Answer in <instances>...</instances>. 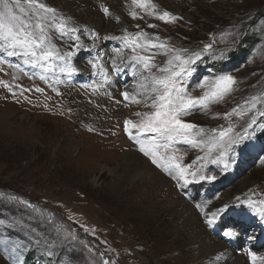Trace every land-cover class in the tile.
Segmentation results:
<instances>
[{"label":"rangeland","instance_id":"374dc122","mask_svg":"<svg viewBox=\"0 0 264 264\" xmlns=\"http://www.w3.org/2000/svg\"><path fill=\"white\" fill-rule=\"evenodd\" d=\"M38 2L55 12L0 0V18L14 16L24 28L20 40L46 38L32 56L0 37V264H166L190 238L177 233L180 218H170L172 197L160 199L158 186L149 187L161 185L160 176L198 213L247 180L248 194L208 225L238 253L264 249V0H174L175 13L156 0L154 9L132 0ZM164 11L175 20L159 19ZM133 41L138 54L154 58L149 69L130 58ZM49 49L54 55L42 59ZM177 56L186 61L183 72ZM226 75L234 77L230 90L182 112L179 118L197 127L157 149L164 159L156 164L140 149L166 140L125 131L126 118L118 117L131 97L141 99L143 112L129 120L155 111L164 86L154 78L170 77L196 97ZM130 150L151 171L128 174L121 156ZM171 156L190 166L187 182L165 167Z\"/></svg>","mask_w":264,"mask_h":264},{"label":"snow or ice","instance_id":"6c2138e0","mask_svg":"<svg viewBox=\"0 0 264 264\" xmlns=\"http://www.w3.org/2000/svg\"><path fill=\"white\" fill-rule=\"evenodd\" d=\"M17 3H19V0H17ZM28 4L31 5H37L39 9L44 10L45 12H55V9L47 7L43 3H39L38 0H27ZM132 3L140 8H155L156 6L152 4V0H132ZM7 6V5H6ZM104 11L107 13L109 10L107 8L104 9ZM134 18L136 16V13H130ZM0 17H2V14H0ZM158 18L161 20L170 21L175 20V17L172 16L171 13L164 11L163 13L158 14ZM16 17H11L9 20H5L4 18H0V37H3L4 39H11L15 43H18L24 47H27L30 51L33 48V45H39L43 43V41L46 39L44 36H40L37 40L29 41V40H20L19 36L20 33L24 31L23 27L17 28L12 21H15ZM65 25L61 24L60 28L63 29ZM142 33H136L135 36L137 38L141 37ZM146 43H151L150 40H146ZM132 49H133V55L130 57L132 60L137 61L141 64H143V67L145 69H149L151 67V61L154 59L150 56H144L140 55L136 52L135 48V41L132 43ZM160 47H166V45L161 44ZM211 48V45H205V49ZM16 53H9V55H15ZM32 56H36L35 51H31ZM54 52L49 49L47 51H41L40 57L42 59H48L49 57L53 56ZM69 55H71L69 53ZM198 55V54H197ZM63 59V57H60ZM177 60H181V66L180 71L183 72L185 69L183 68V64L186 63V61H183L181 57L177 56ZM169 64H171V61H169ZM95 67V65H93ZM162 71H169V69H162ZM180 73L172 71V75H179ZM156 84H161L164 86L163 91L156 96V98L152 102V107L155 108L154 112L144 113L143 116L146 117V119L141 120L139 123H135L132 120H125V131H130L133 128H137L141 131H150L154 133L160 134V136L166 140V143L163 145L158 144L153 140L151 142V146L146 148L144 146L141 147V151L145 153V155H150L153 158V163L156 164L160 160H163V157H160L157 149L164 147L168 148L171 144V142L176 139L177 137H182L184 139L189 138L190 131L192 129H195L197 126L192 123H186L183 120H181L180 114L182 112H185L187 109L191 108L193 105L200 104L206 106L209 100L216 98V97H222L223 94L230 90L231 85L234 83V77L230 75L222 76L220 77L213 87V90L210 92H205L202 96H196L193 97L191 95L183 94V89H176L174 85L171 83L170 77H164V78H154ZM37 91H42V89H37ZM153 91H157L155 88ZM173 92H175V95H173ZM122 95L125 97V99H129V94L127 92L122 93ZM133 103H139L135 97H131ZM137 116H141V113H136ZM215 131V130H213ZM228 131L230 129L221 131L220 136L224 137L227 135ZM191 143L195 144L197 141L192 140ZM223 155V153L221 154ZM165 167L171 165L174 166L177 171L178 175L181 179L186 180V172L187 168L190 166H181L177 162V158L175 156L168 157L166 160H164ZM195 175V174H193ZM204 177H201L203 179ZM211 179V177H210ZM245 203H254L251 200L245 201ZM261 204H264V201H260ZM227 207V205H225ZM218 211H223V209H219ZM262 212H264V209H261ZM213 218H215L216 213H212ZM212 220H209V223H211ZM226 235H232L231 232L226 233ZM252 264H264V256H257L255 252H252L249 250L248 252Z\"/></svg>","mask_w":264,"mask_h":264},{"label":"bare ground","instance_id":"6f19581e","mask_svg":"<svg viewBox=\"0 0 264 264\" xmlns=\"http://www.w3.org/2000/svg\"><path fill=\"white\" fill-rule=\"evenodd\" d=\"M156 1L162 6H165L173 13L179 11V8H177V6L175 5L176 3H173L174 0ZM122 12H124V10ZM125 12L124 15H126ZM134 91L137 90L134 88ZM138 101L140 102H132V104L126 105L124 109L118 110V117L123 116L124 120L125 118L126 120H129L134 117L136 113H141V99L139 98ZM121 161L122 167L128 174H131L130 171L132 169L134 170V168L137 171L138 169H143L144 171H151L149 163V166L145 164V160L143 159V157L135 151L130 150L128 152H124L121 156ZM160 177V182H162L161 185L156 184L154 181L151 185H149V187L153 188L155 185L158 186L159 193H157L156 196L158 198L160 197V199L162 197L161 195L165 196L164 198H169V196L172 197V199L169 198L170 203L167 202V205L171 204V206H173V211L175 214L170 218L173 220H178V223L180 218L181 223L180 228L177 229V233L182 234L184 236H188L190 238V244L186 248L180 249L175 257L171 259H166V264H172V262L175 264L179 262L180 264H252V260L251 263H248V261L244 257L246 254H248V252L246 254L245 251H243L244 254L238 253L235 247L231 246L228 242L224 241V239L221 240V238L217 237L215 235V231L211 229L208 225V221L213 218L212 213H216L215 218H217L221 212H224L228 209L229 205L234 202L238 194L241 193L243 195H246L247 191L249 190V182L247 180L241 182L242 187L235 186L236 189L234 188V190H232L234 191L233 193H224V195L218 198L217 201L214 200L206 209H202L200 213H198L192 208L188 201L181 198L179 200L178 195L175 193V191H168L170 187L169 183H167L166 180H163V176ZM225 205H227V207H225ZM219 209H223V211H218ZM243 217L245 218L246 216ZM217 219L222 218L218 217ZM222 222L223 220L220 223ZM240 236L243 238V234H241ZM248 240L249 239H246V242H248V244L252 247ZM240 241L242 243L244 241V244H246L245 240L242 241L241 239ZM173 246L174 241L167 245L166 248L162 250V252H159L158 257L160 258L163 252L167 251ZM251 251L255 252L257 256H264V249L257 250V248H255Z\"/></svg>","mask_w":264,"mask_h":264}]
</instances>
